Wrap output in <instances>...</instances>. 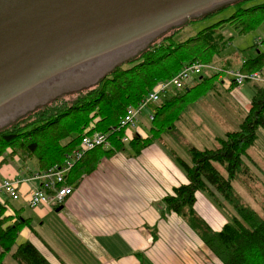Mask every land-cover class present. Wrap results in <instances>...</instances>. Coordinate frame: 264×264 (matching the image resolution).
<instances>
[{
  "label": "trees",
  "instance_id": "obj_1",
  "mask_svg": "<svg viewBox=\"0 0 264 264\" xmlns=\"http://www.w3.org/2000/svg\"><path fill=\"white\" fill-rule=\"evenodd\" d=\"M252 1L260 2L252 7L243 6L245 2ZM229 6H234L236 11L227 20L213 24L192 37H183L185 28L191 23L206 19ZM263 17L264 0H238L189 19L179 28L160 35L128 62V66H116L73 100L56 101L28 121L0 131V159L7 162L6 155L9 153L11 158L18 157L24 163L37 165L35 170L42 173L63 164L79 147L85 135L105 134L108 146L83 154L67 177L66 185L69 186L79 185L83 176L94 173L105 157H113L126 150L140 155L153 144L155 136L149 133L146 137L135 134L127 141V129L121 126L127 110L140 104L162 80L172 79L190 65H217L225 70L233 68L225 60L218 62L230 43L223 36V27L225 24H236L241 32H246ZM238 70L243 74L263 73L264 52L259 51L254 58L243 61ZM217 77V74L200 75L192 79L184 90L164 95L167 98L163 102L161 98L157 105L150 132L174 131L176 125L168 123L170 109L184 96L183 93ZM254 85L250 110L238 129L227 132L224 137L218 136V147L214 149L192 147L189 160L178 156L175 158L188 183L174 188L173 193L165 198L167 213L177 214L198 233L220 264H264L262 214L237 203V216L220 232H215L195 209L197 193H211L210 189L219 192L229 203L237 200L233 182L244 172V158L248 157V151L255 145L258 130L264 129V87ZM234 88L237 89L232 83L225 90L231 93ZM218 89L214 86L210 91ZM217 164L225 170L227 176L220 172ZM6 208L9 207L0 205V264H4V256L14 247L16 251L13 258L18 264H51L30 241L18 243L23 229L31 228V219L22 217L21 210L17 212L13 208L17 214L7 215Z\"/></svg>",
  "mask_w": 264,
  "mask_h": 264
},
{
  "label": "crops",
  "instance_id": "obj_2",
  "mask_svg": "<svg viewBox=\"0 0 264 264\" xmlns=\"http://www.w3.org/2000/svg\"><path fill=\"white\" fill-rule=\"evenodd\" d=\"M135 134L147 135L141 127L126 130L128 139ZM17 165L0 159V181L19 182L20 215L27 219L23 211L30 207L35 216H29L31 228L23 229L22 239L33 243L51 264H195L197 252L185 243L196 239L176 215L167 213L165 204L173 189L188 181L160 145L153 143L138 156L126 150L103 158L79 185H69L74 192L60 213L29 205L27 197L40 182L28 181L31 176ZM7 200L0 194V202L13 208Z\"/></svg>",
  "mask_w": 264,
  "mask_h": 264
},
{
  "label": "rangeland",
  "instance_id": "obj_3",
  "mask_svg": "<svg viewBox=\"0 0 264 264\" xmlns=\"http://www.w3.org/2000/svg\"><path fill=\"white\" fill-rule=\"evenodd\" d=\"M259 2L260 1L245 2L243 6L252 7L259 4ZM235 11L236 8L234 6H229L221 12L206 19L193 22L185 28L183 37H192L213 24H217L222 20H227L233 13H235ZM180 26L181 25L169 28L165 32L161 33V35L169 33L173 29L179 28ZM240 30L241 29L239 27H236V24H225V27H223V36L230 43L227 50L221 54L218 62H223V60H225L229 65H231L230 67L233 68H228V70H225L220 66L212 65L214 69L204 71L201 75L205 74L210 76L217 74V78H212L205 84L194 88L192 91H186L185 94L183 93L184 96L179 99L175 103L174 107L168 112L170 115V120L168 123L171 125H176L174 131L167 132L165 130L158 133L150 132L152 121L150 120L149 116L156 113V110L158 109L157 105L161 101L158 104L148 106L145 110H143L135 126H131V129L134 132L139 127H141L146 133L153 134L155 136L153 143L160 145L161 148L165 150L168 158L172 159L173 162H175V158L177 156L183 160H189V150L192 147H196L198 149H214L218 147L216 138L218 136L224 137L227 132L238 129V125L242 122L245 114L250 110L249 108L251 106L252 98L254 97L256 85L251 82H246L243 88L240 90H238V88H234L235 90L231 93H228L227 90L223 89L222 85L225 82H233V78H231L233 76H229V74L237 73L238 71L241 72L238 70V67L243 61L254 58L259 51L264 52V17L250 30L246 32H241ZM156 39L128 49L121 56H119L118 59L114 60L110 64L91 65L90 68L84 70L85 72H76L65 80H58L50 84L46 89L44 88L41 91L35 92L34 94L32 93L26 99H22L21 101L15 103L11 110L0 114V131L9 129L15 124L28 121V119L34 117L46 106L51 105L56 101L73 100L78 96L79 93L88 90L89 87L94 86L102 76L108 74L116 66L125 64L128 66V62L136 58ZM227 79H230L231 81ZM170 80H162V82H167ZM257 85L264 87L263 84ZM214 86L218 87L219 89L217 91H210ZM171 91L173 90H169L162 94V102L167 98L164 95H170ZM148 96H146V98ZM96 134L105 135L101 133ZM96 134L85 135L84 137L93 136ZM257 137L258 138L255 145L248 151V157L244 158V172L241 173L233 182V192L236 195L238 201L236 200V202L233 203L230 202V204L219 192L213 189H210L211 193L199 192L196 195V202L199 205L198 211L196 210L197 214L201 216L208 226L211 227V229L215 232H220L223 227L228 224V222L232 221L231 219L237 216V203L246 208H252L256 210L258 213L262 214V217L264 218L263 128L258 130ZM82 140L79 147L73 151L72 155L67 158L63 164L54 166L46 172H37L35 170L37 165L31 164L30 162L24 163L18 157L11 158L9 153L6 155L7 162L13 161L18 164L17 166H20V171L31 176L28 181H38L40 182V188H42L43 181L38 179V177L46 176L54 171L63 170L68 166V164H70L71 168L66 173L67 180V177L74 168L75 164L83 157V155L81 157L77 156V152L81 148ZM129 140L130 139L127 141ZM2 160L5 161L3 158ZM176 165L178 166L177 163ZM216 166L224 176H227V173L220 165L217 164ZM5 181L13 180L4 179L0 181V184ZM0 194L11 200V198H9L6 194L1 192ZM70 196H67L64 199V203ZM11 201L12 202L10 204L14 205L12 206L14 209L21 210L20 208L22 205L20 202L13 200ZM0 205L6 206L1 202ZM11 209L12 208L10 207L6 208L5 213H13V209ZM172 214H174V216L176 215V218L182 222V226L187 227L192 232L191 235H193V237L198 241L196 242V240L192 238L191 242L185 243L195 252H197L194 253L195 264H220V261L204 245L200 239V235L195 233L194 230L181 217L175 213H171L170 215ZM23 215L28 218L29 216L33 217L32 209H30V207L25 208ZM33 218H35V216ZM207 218L210 222L206 220ZM46 223L49 224L48 222ZM22 238L23 237L21 234L18 243L24 242ZM53 249L54 251L58 252V248L54 247ZM15 251L16 248L14 247L10 253H7L4 256V264H18L13 258V253ZM44 252L50 257L47 251Z\"/></svg>",
  "mask_w": 264,
  "mask_h": 264
},
{
  "label": "water",
  "instance_id": "obj_4",
  "mask_svg": "<svg viewBox=\"0 0 264 264\" xmlns=\"http://www.w3.org/2000/svg\"><path fill=\"white\" fill-rule=\"evenodd\" d=\"M234 1L0 0V114L58 80L110 64L169 28Z\"/></svg>",
  "mask_w": 264,
  "mask_h": 264
},
{
  "label": "built area",
  "instance_id": "obj_5",
  "mask_svg": "<svg viewBox=\"0 0 264 264\" xmlns=\"http://www.w3.org/2000/svg\"><path fill=\"white\" fill-rule=\"evenodd\" d=\"M214 69L210 65L194 64L182 69L175 77L170 81L160 83L157 88L150 93V95L145 98L140 104L134 107H130L122 122L121 126L129 130L131 126H135L139 120L140 115L143 110L148 106H153L161 101L162 94L169 90L182 91L185 89L186 85L192 81V79L200 76L204 71H209ZM232 75L233 82L238 90L243 88L246 82H251L253 84H263L264 85V74L262 72H254L252 74H243L241 72L230 73ZM231 81L230 79H227ZM227 86L231 85L230 82H225ZM154 114L150 115V120L153 119ZM126 140H128L126 135ZM108 141L105 135H93L86 136L82 140L81 148L77 152V156L81 157L84 153L94 150L100 146H107ZM71 168L70 164L63 169L51 172L46 176L38 177V179L43 181V187L33 190L27 197V202L33 208L35 207H48L57 208L64 204V199L67 196L73 194L74 190L72 187L66 185V173ZM0 192L6 194L11 200L19 201L23 199L19 182L18 181H5L0 184Z\"/></svg>",
  "mask_w": 264,
  "mask_h": 264
}]
</instances>
